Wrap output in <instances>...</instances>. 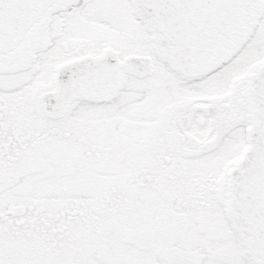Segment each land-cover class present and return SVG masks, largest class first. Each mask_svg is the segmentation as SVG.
Returning a JSON list of instances; mask_svg holds the SVG:
<instances>
[{
    "label": "snow or ice",
    "instance_id": "obj_1",
    "mask_svg": "<svg viewBox=\"0 0 264 264\" xmlns=\"http://www.w3.org/2000/svg\"><path fill=\"white\" fill-rule=\"evenodd\" d=\"M0 264H264V0H0Z\"/></svg>",
    "mask_w": 264,
    "mask_h": 264
}]
</instances>
